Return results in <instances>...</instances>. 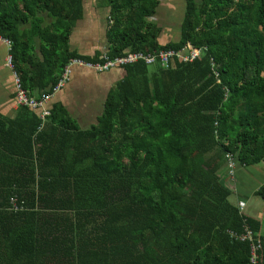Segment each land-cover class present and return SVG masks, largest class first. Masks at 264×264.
Wrapping results in <instances>:
<instances>
[{
    "label": "trees",
    "instance_id": "1",
    "mask_svg": "<svg viewBox=\"0 0 264 264\" xmlns=\"http://www.w3.org/2000/svg\"><path fill=\"white\" fill-rule=\"evenodd\" d=\"M184 1L180 39L161 44L159 0H96L106 51L81 56L70 39L88 0H0V39L36 100L76 59L202 50L117 67L86 130L60 103L45 122L23 106L0 114V264H250L246 229L264 264L261 223L229 201L220 175L229 154L264 162V0Z\"/></svg>",
    "mask_w": 264,
    "mask_h": 264
},
{
    "label": "crops",
    "instance_id": "2",
    "mask_svg": "<svg viewBox=\"0 0 264 264\" xmlns=\"http://www.w3.org/2000/svg\"><path fill=\"white\" fill-rule=\"evenodd\" d=\"M94 12L93 17L86 18L88 14L85 7L84 18L76 24L71 35L70 51L81 56H92L97 51H106L107 10L100 8L95 0ZM179 39L180 36L176 41ZM8 53V45L0 39V114L7 118H13L16 116L19 106L15 100L14 73L6 64ZM123 75L124 70L121 68H112L108 71H102V73H96L74 67L65 86L52 96L48 108L60 103L69 111L70 101L75 100L78 91L81 90L101 94L105 92L106 99L114 84ZM94 99L92 98L90 101H95ZM224 178L225 181L230 182L227 174ZM233 182L234 185L231 189L235 192L236 202H232V204L240 208L247 217L261 223L259 234L264 238V199L257 195L258 190L264 185L262 163L253 166L237 165Z\"/></svg>",
    "mask_w": 264,
    "mask_h": 264
},
{
    "label": "built area",
    "instance_id": "3",
    "mask_svg": "<svg viewBox=\"0 0 264 264\" xmlns=\"http://www.w3.org/2000/svg\"><path fill=\"white\" fill-rule=\"evenodd\" d=\"M9 46V43L6 42ZM202 50L196 48L192 44L188 43L184 48L175 51L173 49L169 50H161L159 53H151L148 55L143 54H131L128 57H117L113 60H110L106 53L102 55L105 59L104 63L96 62L93 64L86 63L80 59L73 60L65 69L62 79L59 81L57 87L54 90V94L60 91L65 84L67 83L69 76L71 74V70L74 67L83 68L89 71H93L96 73H102V71H108L112 68H117L121 65H125L128 63H134L138 61L140 58L145 59L147 63H153L156 59H160L162 63L166 66L174 59H179L181 62L193 61L197 57L200 56ZM7 67L13 71L12 58L10 56L6 59ZM14 73V72H13ZM14 82H15V94L16 101L18 106L27 107L30 110L34 111L38 114L40 119L45 122L46 118L50 116V109L48 108V103L51 100L52 96H46L40 100H36L34 98H30L27 93L21 88L20 80L16 73L13 74ZM228 163L231 171L235 168V165L232 163V155H228ZM233 169V170H232ZM24 201L19 202L16 197H12L9 201V207L11 211L19 212L24 209ZM240 241L248 242L251 247V258L250 264H258V255L257 251L259 250V242L254 238V234L249 229H246L244 234L239 237Z\"/></svg>",
    "mask_w": 264,
    "mask_h": 264
},
{
    "label": "rangeland",
    "instance_id": "4",
    "mask_svg": "<svg viewBox=\"0 0 264 264\" xmlns=\"http://www.w3.org/2000/svg\"><path fill=\"white\" fill-rule=\"evenodd\" d=\"M160 4L154 16V20L162 27V32L159 37V42L164 44L165 42H174L180 36L181 22L185 10V1L184 0H159ZM199 1V0H198ZM95 0H88L86 4V11L88 16L86 18L93 17L95 12ZM80 21V20H79ZM78 21V22H79ZM77 22V23H78ZM116 86L114 84L113 88ZM77 97L75 100L70 101V114L74 116L77 120L81 129H89L91 124L95 125L97 123V118L102 113V107L105 101V92L101 93H92L86 92V90L78 91ZM92 98H95V101H90ZM40 118V117H39ZM89 119V120H82ZM94 123V124H93ZM232 163L237 167V163L232 159ZM264 167V162H262ZM235 168L231 171L229 163L227 161L226 166L222 167L220 170V175L223 178L224 185L232 191V195L229 198L230 202H236V196L232 186L234 185L235 180ZM228 175L229 181H225L224 176Z\"/></svg>",
    "mask_w": 264,
    "mask_h": 264
}]
</instances>
